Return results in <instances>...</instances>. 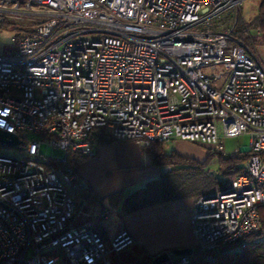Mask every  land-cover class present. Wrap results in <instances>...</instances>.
Segmentation results:
<instances>
[{
  "label": "built area",
  "instance_id": "2783aa9c",
  "mask_svg": "<svg viewBox=\"0 0 264 264\" xmlns=\"http://www.w3.org/2000/svg\"><path fill=\"white\" fill-rule=\"evenodd\" d=\"M245 1L0 0V28L16 31L14 51L0 52V129L22 140L17 156L0 141V264H113L110 253L134 242L123 229L108 245L91 221L74 224L89 185L70 159L93 156L101 133L223 155L227 138L249 133L244 171L196 200L192 253L163 264H192L197 253L217 264L215 252L259 233L264 62L234 25L220 29Z\"/></svg>",
  "mask_w": 264,
  "mask_h": 264
},
{
  "label": "crops",
  "instance_id": "0c3cea01",
  "mask_svg": "<svg viewBox=\"0 0 264 264\" xmlns=\"http://www.w3.org/2000/svg\"><path fill=\"white\" fill-rule=\"evenodd\" d=\"M180 141L185 140L173 139L165 146H170L169 151L178 152ZM144 154L145 147L135 141L95 143V154L76 167L79 176L89 185L90 196L84 198L82 191L78 196L80 208L86 213L85 221H91L101 232L103 230L98 225H101L103 217L115 213L124 214L126 218L134 216L133 225L123 229L129 231L138 243L150 245L154 257L164 251L172 256L171 250L193 249L196 241L192 214L196 198L163 202L130 213L108 203L109 195L119 191L128 195L164 172L163 165L156 164L154 158H148L146 162ZM92 208L99 212L94 218H91ZM103 212H108V215L103 216Z\"/></svg>",
  "mask_w": 264,
  "mask_h": 264
},
{
  "label": "trees",
  "instance_id": "16d2710c",
  "mask_svg": "<svg viewBox=\"0 0 264 264\" xmlns=\"http://www.w3.org/2000/svg\"><path fill=\"white\" fill-rule=\"evenodd\" d=\"M258 14L250 21L245 22L239 18L233 37L247 45L258 44L259 39L254 35V30L262 34L264 43V0L259 1ZM4 26H7L4 24ZM254 42V43H253ZM41 134L33 138H45ZM27 139H32L28 136ZM96 142H117L112 137L101 133ZM156 164L170 166L169 171L161 173L159 177L149 179L142 187L133 190L128 195L116 192L108 196L111 207H121L123 212L130 213L139 209L184 198H200L224 189L228 180L234 179L244 171L240 164L246 161L251 153L243 152L241 156H229L213 152L209 159L201 163L192 157L183 156L175 150L166 151L165 142H154L149 146ZM216 155L219 168L216 171H208L211 159ZM90 156H72L70 163L75 168L88 160ZM89 188L82 190L84 198L89 197ZM262 218V227L259 233L251 235L243 247L231 249L234 245H228L215 252L213 255L217 264H264V206L259 208ZM95 228V227H94ZM96 229V228H95ZM97 230V229H96ZM98 231V230H97ZM99 232V231H98ZM106 241L103 231L99 232ZM152 264V263H150ZM192 264H212L205 254L197 253Z\"/></svg>",
  "mask_w": 264,
  "mask_h": 264
},
{
  "label": "rangeland",
  "instance_id": "374dc122",
  "mask_svg": "<svg viewBox=\"0 0 264 264\" xmlns=\"http://www.w3.org/2000/svg\"><path fill=\"white\" fill-rule=\"evenodd\" d=\"M259 1L260 0H246L243 4L241 10L239 11L238 19L241 18L245 22H250L257 14H258V8H259ZM233 18V17H230ZM237 19V21H238ZM237 23V22H236ZM235 23L234 18L233 19H226L223 21L220 25V29H231ZM234 31V29H233ZM16 34V31L12 28L3 27L0 28V52L2 53H10L14 51L13 47V36ZM254 35H256L259 39V42L257 45H248L252 49H254L260 59L264 62V43L262 40V34L258 32L257 30H254ZM254 43V42H253ZM221 129H220V135H221ZM250 134L245 133L240 135L237 138H227L226 140V150L229 156L232 155L233 151L238 148L241 152H247L249 151L250 147ZM180 144L178 145V152L182 154L183 156L192 157L196 159L197 161L203 163L206 160L209 159L210 155H212L213 152H216V148L211 145H205V144H198V143H192V142H186V141H180ZM167 151H169L170 146H165ZM5 150V153L10 155H20L19 149H16L14 146H6L2 147ZM47 146L46 144H42L41 147V153L46 154ZM146 154V162L148 158L151 160L153 159V154L149 151V147L145 148ZM62 151L58 148L54 149V156L56 155H62ZM219 168L218 160L216 155L211 159L207 170L208 171H216ZM93 216L91 218H94L99 212L98 209L92 208ZM87 217L80 216L77 217L74 220V224H80L85 221ZM135 219L134 216H131L130 218H126L124 214H118L115 213L114 215H110L107 218H102L101 225H98L99 228H101L104 231L106 242L108 245H110V242L114 235L121 231L123 228H126L130 224L133 225V220ZM134 239V238H133ZM196 244L194 245L195 248ZM239 247L238 244H234L231 249H237ZM173 250H171L172 257H176L178 255H175V253H172ZM153 251L150 248V245L141 244L138 243L136 240L124 249L120 251H113L110 253V259L112 260L113 264H150L154 260L155 254L152 253Z\"/></svg>",
  "mask_w": 264,
  "mask_h": 264
},
{
  "label": "water",
  "instance_id": "95a60500",
  "mask_svg": "<svg viewBox=\"0 0 264 264\" xmlns=\"http://www.w3.org/2000/svg\"><path fill=\"white\" fill-rule=\"evenodd\" d=\"M0 141L11 146H17L22 143V140L18 137V135L4 131L2 129H0ZM192 251L193 249L190 248L176 249L173 250L172 253H175L176 255H188L191 254ZM169 258L170 253L168 251H164L163 253H160L154 258L152 264H163L164 262L169 260Z\"/></svg>",
  "mask_w": 264,
  "mask_h": 264
}]
</instances>
